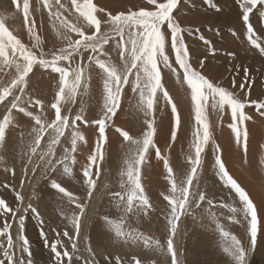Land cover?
Segmentation results:
<instances>
[{
    "label": "rangeland",
    "instance_id": "374dc122",
    "mask_svg": "<svg viewBox=\"0 0 264 264\" xmlns=\"http://www.w3.org/2000/svg\"><path fill=\"white\" fill-rule=\"evenodd\" d=\"M63 1H65V9L67 10L60 9L58 5H55V0H51L53 11L59 10L62 16L81 27L86 35L93 34L94 28L89 27L86 21L79 16L72 7L71 0H60V3L64 4ZM127 1L130 0H121L120 5L119 0H113L114 4L112 5V9L114 11L109 12L110 7H101L103 11H97L95 13L97 19L101 21V33H106L111 28L110 25L105 23L107 13L116 14L121 12V10L126 12L129 10L136 11L140 8H148L147 0H145L146 2H138L137 0ZM231 1L236 3L235 0ZM22 2L23 0L20 3L21 7ZM80 2H82V0H80ZM92 2L98 9H101L97 4V0H92ZM204 2H208V0H180L178 7L173 12L177 22L185 29L183 35L189 48L190 63L211 82L226 88L242 102H246L244 111L251 119L245 122L248 131L247 151L245 152L242 143L240 145L236 143L235 135L232 130H230L227 136L219 137L217 133L218 129L221 126H229L232 122L231 112L229 108L225 107L224 112L222 114L219 113L211 107L212 101L211 99L209 100L208 121L210 120L209 124L213 139L205 149L203 154V165L198 169V177L193 182V191L203 192L206 199L201 203L199 208L195 207V203H193L189 210L191 214L181 217L178 223V234L175 237V245L177 246L178 258L181 264H234V261L223 251L224 238L217 230L213 218L208 216V212L211 211L215 214V217L219 219L220 223L224 225L225 230L241 240L242 245L246 249L247 264H264V228L261 227L262 224L260 223L258 226L259 238L257 237V244L254 251L250 250V234L246 233L247 221L243 219V215L240 214L237 217V219L241 221L240 223H233L228 219L231 213L224 205H232L239 208L241 204L235 192L225 186L223 181L216 175L214 168L215 153L213 151L214 141L215 144L220 146L223 159L221 147L223 143L224 146L228 149L230 148L229 151L234 154V156L231 154L232 157L230 156L229 158L231 162H233L232 168L234 167L233 169L235 171H241L245 174L250 173L246 175L247 181L249 180L248 178H250L249 183L251 185V182H253V185L260 182L259 184H262L264 187V116H261L256 110L255 105L251 104V101H264V55L254 47L252 48L251 54V51H247V48L250 46L247 42L242 41V43L246 45L244 46L245 49L243 45H240V40H237L240 41V43H238L236 41L237 38L234 39L233 37L232 39V29L229 27L215 24V27H213V25L208 22L199 21L202 20V18H206L205 20L211 18L213 15L212 12L216 13L217 16L223 15V6L228 4V0H212L214 6L220 8V11L217 12L214 6L209 8L208 6L203 7L200 5L204 4ZM187 5H192V11L196 10V12L185 20L183 19L181 23L179 20V18H181L180 14H182L181 7H186ZM4 6H7L6 3ZM198 8L200 10H198ZM203 8L204 10H202ZM229 9L238 10L239 6ZM30 11L31 13L33 12L31 0ZM3 12L7 11L3 10ZM19 13L21 14V12ZM259 13L262 14L261 18H264V6H258L251 14L249 22L252 27L253 20ZM38 15L40 24L42 23L41 25L47 29L45 41L41 39L42 44L40 48L32 47L35 41L29 36L27 28L23 31L25 40H23L24 38L22 37L16 36L37 56H39L41 50H43L45 58L50 59L53 53L58 52L61 47H66L67 41L63 40L61 36H57L56 30L52 26V20L55 18H49L46 8H40ZM21 16L23 20V14ZM190 21L192 23L188 24L187 22ZM243 24L247 28L244 22ZM57 28H59L58 23ZM197 29L199 31H197ZM260 29L263 33L262 35L256 29H254V32L256 36L260 38L262 46H264V27L262 26ZM60 30L61 33L65 31L62 28H60ZM162 31L165 32L169 39V43L166 46V53L169 55L172 66L180 73V80L178 82L176 74H174L171 69L161 65L162 83L177 105V110L181 116V127L177 131L175 141L172 140L169 146L168 144L166 145L168 146L167 153H163L164 144L157 143L155 138L154 143L156 147L160 149V154H163L164 157L167 158L169 166L172 167L173 174L179 183L181 180L185 179L186 175L190 172L191 164L189 163L188 157L190 155L194 156V151L191 149L192 132L195 125L194 111L191 102V91L183 79V70L180 69L179 65L175 62V53L170 46V33L166 24L162 27ZM13 34L15 35V33ZM69 35H71L73 40L79 38L75 33H69ZM187 36L190 39L188 41ZM201 37L204 39L202 40ZM205 41H207V43ZM115 43L116 41L110 40L107 45H104V51L111 46L113 49L111 55L107 54L105 56H100V59L115 64L117 67H122L123 62L119 57L118 50H115ZM234 45L237 46L235 47ZM238 46L241 50L240 54L243 57L245 56L243 55L244 53H246V58L248 60L252 55L254 57V62L249 69L242 67V64L239 65L241 68L238 69L236 67L235 59L238 57L237 55L240 54L235 55L234 51L238 52L236 51V49L239 48ZM242 49L244 53H242ZM253 49H255V51ZM212 50H214V55L211 54ZM81 51L83 52V57L81 58L80 55L74 56L72 66L75 67L77 63H80L85 70H88V77H90L87 81L88 89L85 93L82 85L80 94L77 95L74 104L71 102L61 104V115L69 116V127L60 138V143L56 145V159L58 160L65 154V148L71 149V133L73 131L72 120H74L76 115L82 114L83 120L76 121V130L84 136V140L77 142V151L72 154L75 156L76 163L71 164L70 161L68 162L72 168V174L71 176L63 174V165L57 166L56 171H51L50 169L45 170L43 164H41L39 168H36L35 174H33V167L38 161L40 150H38L37 155L32 158V164L28 163V153L30 152V144L33 142L35 136V134L32 133V128L37 126L32 117L16 109H11L13 122L6 132L7 139L5 138L6 142H4V146L0 147V158H2L0 159V199L5 200L14 210L19 208L20 211L16 213L15 217H13L12 213H8L7 215L0 214V228L3 227L5 222H8L11 224L10 231L14 242L19 241V236L17 235L18 231L19 235L26 237L29 241L30 255L27 252L19 251L18 247L14 249L17 264H19L20 260L31 262V264H53L54 257L50 250V245L57 239L62 241V244L58 246V250H63L64 247H67L68 250L71 251V244L73 241L68 240L62 233L67 230L70 236L75 237V229L72 227L70 220L66 217H70L73 212L79 214V210L75 208L74 204L69 203L67 197H63V194H59L56 189L51 187V182L55 180L75 197H78L80 203L87 205L85 215L82 217L80 236L74 241L77 243L78 252L74 254L73 264H134L135 259H139L141 264H171V256L166 252V239L169 234L166 228V216L170 208L167 201L164 200V196L170 194L169 189L171 185L168 180L167 170L163 164L164 160L161 161L164 168H162L159 161L157 162L158 158L155 148L149 149L148 158L145 163L146 166H143L141 169V183H145L143 184V186L145 185V194H147L152 208L149 209L146 216L143 214L136 215L129 213L124 224V229L125 231H137L143 233L144 236L152 240H158L165 250L161 251L155 247H145L142 242L137 244L117 239L105 220L107 217L108 219L119 221L120 217L124 215L123 212L116 207V200L118 198H114L112 194L121 191L119 187L121 179L120 173L125 167L124 161L129 153L130 145L125 140L123 144L118 142L121 138V134L117 129L127 131L131 136L133 135L132 137L134 138H142L143 133L147 131V125L144 124L145 117L143 113L136 108L139 96L138 93H133L131 90L132 77H129V84L124 87L120 100V107L117 110L116 116L106 123L105 135L107 137V142L103 147L104 159L99 164L98 168H93V178L96 179L97 174L99 178L97 179V186L93 192L92 198L89 199L87 197V184L83 177V168L88 163V158L95 153V150L91 151V149L88 148L89 139L86 131L88 134H95L96 140L94 147L96 148V142L99 138V126L95 124L94 121L102 118L104 113V73L95 62L89 63L88 57L93 55L90 49L88 51H83V49H81ZM230 54H234V56ZM95 55H99V53ZM207 56L210 57L206 58L205 61H203V67H200V61ZM242 56H239V58H243ZM61 66H67V62H61ZM244 69L249 70V80L247 82L244 80ZM4 71V68H0V91H2L4 86L9 87L11 85V82L6 85V82L9 81L10 78L7 79L6 76H3V74H5ZM220 75L224 76L223 80H220ZM29 76H32L30 77L31 84L24 89V95L21 97V106L28 112H31L33 116H41V119L45 123H51L55 119V109L51 108V104L55 102L56 93L59 89V74L52 72L50 68L45 69L37 64L33 67V71ZM85 76L87 77L86 74ZM233 78L235 79V86H233L232 83ZM242 83L244 84L243 90L240 88ZM17 95H20L19 88L12 89V94L2 102V105L0 103V120L3 119L5 114H8V109L11 107L13 97ZM156 99L155 120L157 129L158 121H160L162 117V111H171V105L163 100L162 93L160 92L157 93ZM37 100L41 101L43 108L35 103ZM82 109L83 112H81ZM261 111H264V109ZM259 117L261 119H258ZM138 119H140L139 124ZM224 119H228L229 122ZM85 121H87V123H85ZM117 123H120V125ZM250 125L261 126L263 129L259 128L260 133L255 135ZM113 127L115 128L114 133L111 131ZM229 129L231 128L229 127ZM54 135L55 132L49 129L43 141H41L42 149H46V143H48ZM249 145L252 146L253 150L249 148ZM153 153L154 159L156 160L154 164L151 161L149 162V158L151 157L150 154L152 155ZM250 162H252V166L249 165ZM25 169H27V172H25ZM18 193L20 195L23 194V204L17 198ZM24 193L26 195H24ZM259 194L260 199L263 200L264 188ZM249 196L252 199L251 195ZM208 200L212 201L211 205L207 203ZM29 204L32 206L31 209L28 208ZM32 209L36 211L34 212ZM259 211L260 213L263 211L261 220ZM258 214V220L261 222L263 219L264 221V203L261 208L258 209ZM20 216L24 217L22 229L19 228ZM45 238L48 241L47 246L45 244ZM0 243L4 244L5 247L7 246L4 237H0ZM2 252L3 249H0V259L4 258ZM5 264H7V261Z\"/></svg>",
    "mask_w": 264,
    "mask_h": 264
},
{
    "label": "snow or ice",
    "instance_id": "6c2138e0",
    "mask_svg": "<svg viewBox=\"0 0 264 264\" xmlns=\"http://www.w3.org/2000/svg\"><path fill=\"white\" fill-rule=\"evenodd\" d=\"M41 2L44 8L48 9L49 18H55L52 20V26L56 30L57 36H61L63 40L67 41V45L66 47H61L58 52L53 53L50 59L45 58L43 50L37 56L21 39L9 30L5 23L7 18L0 16V64L8 67L14 66L16 73L15 78L11 80V85L4 87L0 91V103L12 94V89L19 88L20 91V95L13 97L8 114L4 115L3 119L0 120V147L4 146L6 132L13 122L11 109H16L32 117L37 126L32 128V133L35 136L30 144V152L28 153V163L32 164V158L40 150L38 161L33 167V174H35V169L39 168L41 164L44 165L45 170L50 169L51 171H56L57 166L63 165V174L71 176L72 168L68 162L70 161L71 164L76 163L75 156L72 154L77 151V142L84 140V136L76 130V121L83 120V115L78 114L72 120L71 149L65 148V154L57 160L56 145L60 143V138L69 127V116L61 115V104L68 102L74 104L77 95L80 94L82 85L85 93L87 92V81L90 77L85 76V69L80 63L73 67L72 62L76 55L83 57L81 49L83 51L90 49L93 55L88 57L89 63L95 62L104 73V113L102 118L94 121L99 126V138L96 142L95 153L88 158V163L83 168V177L87 184V197L91 199L99 178L98 174L96 179L93 178V168H98L104 159L103 147L107 142L105 135L106 123L116 116L124 87L129 84V77L134 74L135 78L132 81L131 90L133 93H138L139 100L136 108L145 117L144 124L147 125V131L143 133L142 138H134L127 131L117 129L123 139L130 145L129 153L124 161L125 167L120 173L119 187L121 191L112 194L114 198H118L116 207L124 215L120 217L119 221L111 220L107 217L105 220L117 239L137 244L142 242L145 247H155L161 251L165 250L158 240H152L137 231H125L124 229L129 213L146 216L149 209L152 208L141 183V169L147 161L149 149L155 148L157 158L164 160V167L167 170L168 180L171 185L170 194L164 196V200L167 201L170 208L166 216V228L169 233L166 239V252L171 256V264H181L178 258L177 246L175 245L178 223L182 216L191 214L189 210L193 203H195V207L199 208L206 199L203 192L193 191V182L198 177V169L203 165L205 149L209 142L212 141V132L208 121L209 100L211 99L212 101L211 107L221 114L224 112L225 107L230 109L232 122L229 127L235 135L236 143L238 145L242 143L245 152L247 151L248 142V131L245 122L251 119L244 111L246 102H242L226 88L211 82L190 63L189 48L183 35L185 29L180 26L173 15L180 0H147V4L152 6L151 8H140L136 11L129 10L127 12L121 11L116 14L108 13L105 23L110 25L111 28L106 33H101V21L95 15L97 11H103V9H98L92 0H82V2L80 0H71L72 7L79 16L86 21L89 27L94 28V33L91 35H86L81 27L62 16L59 10L53 11L51 0H41ZM208 3L211 5L212 0H208ZM236 3L239 5L242 20L247 25L248 43L264 55V46H262L260 38L256 36L249 22L253 11L258 6H264V0H236ZM13 4L17 12H22L27 32L35 41L32 47L40 48L42 40L35 31L36 22L31 16L30 0H23L22 7L19 0H13ZM55 5H58L60 9H65V5L60 3V0H55ZM215 11L219 12L220 8L215 7ZM57 23L59 28H57ZM165 24L170 33V46L175 53V62L183 70V79L191 91L195 120L191 141V149L194 151V156L190 155L188 157L191 169L186 178L179 183L173 174L172 167L169 166L167 158L161 156L160 149L154 143L156 135V97L158 92L162 93L163 100L171 105V112L175 117L174 130L171 134L173 141H175L177 131L181 127V116L177 110V105L162 83L161 65L171 69L176 74L177 81L179 82L180 80V74L172 66L169 55L166 53L169 39L165 32L162 31V27ZM60 28L65 31L61 33ZM197 31L199 30L197 29ZM69 33H75L79 38L73 40ZM201 39L203 40L204 38L201 37ZM110 40L116 41L115 50H118L119 57L123 62L122 67H117L115 64L100 59V56L107 55L104 51V45H107ZM205 42L207 43V41ZM96 53H99V55H95ZM211 54H215L214 50H212ZM61 62H67V66H61ZM203 63V60H201L200 67H203ZM37 64L45 69L50 68L52 72L59 74V89L56 93L55 102L51 104V108L55 109V119L51 123H45L41 116H33L31 112L21 106V97L24 95V89L28 84L27 78ZM244 80L246 82L249 80L247 69H244ZM232 83L235 86L234 78ZM240 88L241 90L244 89L243 83ZM35 103L43 108L41 101L37 100ZM251 104L255 105L261 116H264V111H261L264 109V101H251ZM81 112H83V109ZM49 129H52L55 135L48 142L46 149H41V141H43ZM213 151L215 153L214 168L216 175L223 181L225 186L235 192L241 204L239 208L232 205H224L231 213L228 219L233 223H240L241 221L237 217L240 214L243 215V219L247 221L246 233L250 234V250L254 251L257 244L258 226L260 225L257 205L254 204L249 194L237 180L229 174L222 159L221 148L214 141ZM25 172H27V169H25ZM51 187L63 194L64 197H67L69 203L74 204L75 208L79 210V214L73 212L70 217H66L75 229V237L70 236L67 230L62 233L68 240L73 241L71 251L67 247H64L63 250H58V246L62 244L59 239L50 245V250L54 257L53 264H73L74 254L78 252L77 243L74 241L80 236L82 217L85 215L87 205L80 203L78 197H75L55 180L51 182ZM17 198L21 203L23 202V196L19 193ZM207 203L211 205L212 201L208 200ZM28 208H32L31 204L28 205ZM19 211V208L14 210L5 200L0 199V214L7 215L12 213L13 217H15ZM32 211L35 212L36 210L32 209ZM208 216L213 218L217 230L224 238L223 251L225 254L234 261V264H247V253L241 240L225 230L224 225L220 223L214 213L209 211ZM19 221V228L22 229L24 217L20 216ZM10 229L11 224L8 222H5L3 227L0 228V237H4L7 244L5 247L4 244L0 243V249H3L2 255L4 257L0 259V264H5L6 261L7 264H17L14 255V249L17 247L19 251L31 254L28 239L19 235L18 231L19 241L14 242ZM45 244L46 246L48 245L46 238ZM19 264H25V262L20 260ZM28 264H31V262H28ZM134 264H141V261L135 259Z\"/></svg>",
    "mask_w": 264,
    "mask_h": 264
},
{
    "label": "bare ground",
    "instance_id": "6f19581e",
    "mask_svg": "<svg viewBox=\"0 0 264 264\" xmlns=\"http://www.w3.org/2000/svg\"><path fill=\"white\" fill-rule=\"evenodd\" d=\"M21 1L22 0H19V2L21 3ZM67 1V0H66ZM120 1V5H121V0H119ZM131 1V0H130ZM130 1H127V2H130ZM138 2H141V1H144V2H146L145 0H137ZM236 1V0H235ZM64 2V5H65V1H63ZM6 3V5L7 6H4V4ZM66 3H68V2H66ZM123 3V2H122ZM97 4L99 5V7L101 8V7H104V8H107V7H110V10H109V12H112V11H114L113 9H112V5L114 4L113 3V0H97ZM128 4H130V3H128ZM224 4V3H223ZM200 5H202L203 7H209V8H211V7H213V3L210 5L208 2H204V4H200ZM192 6V5H191ZM191 6H189V5H187L186 7L185 6H182L181 7V13L182 14H180V17L181 18H179V20H180V22L182 23V21H183V19L185 20L186 18H188L189 16H191V15H193V14H195V12H196V10L195 11H192L193 10V8L191 9ZM194 6V5H193ZM239 5L237 4V3H235V2H232L231 0H228V4H225L222 8H223V11H222V13H223V15H221V16H217L216 15V13H214V12H212V16H211V18H208L207 20H205L206 18H202V20H199V21H205V22H208L209 24H212L213 25V27H215L214 26V24L215 25H219V26H226V27H229L230 29H232V39H233V37H234V39L235 38H237L236 39V41L237 40H240L241 41V44L240 45H243V47L244 46H246L245 44H243L242 43V41H245V42H247L248 43V41H247V35H248V33H247V28L244 26V24H243V22H242V14H241V12H240V9H238V10H232V9H229V8H231V7H233V8H237ZM8 7V8H7ZM66 7V6H65ZM148 8H150V7H152V6H150V5H148L147 6ZM31 8H32V10H33V12L31 13V16H32V18L35 20V31H36V34L37 35H39L40 37H41V39L43 40V41H45V36H46V34H47V29H45L41 24H40V18H39V15H38V11H39V9L40 8H44V6H43V4H42V2H41V0H31ZM137 8H140V7H137ZM136 8V9H137ZM102 9V8H101ZM3 10H6L7 12H3ZM48 10V9H47ZM126 10V9H125ZM198 10H200L199 8H198ZM197 10V11H198ZM202 10H204V8L202 9ZM122 11V10H121ZM127 12V11H126ZM202 12V11H201ZM104 13V12H103ZM6 16H5V15ZM108 14V13H107ZM185 14V15H184ZM208 14V13H207ZM22 12H21V14L19 13V12H17V10H16V7H15V5L13 4V0H0V16H4V17H6L7 19L5 20V23H6V26L9 28V30L10 31H12L13 33H15V35H17L18 37H22V38H24L23 40H25V36L23 35V31H24V29L26 28V26H25V24H24V19L22 20L21 18H22ZM46 15V14H45ZM184 15V16H183ZM202 15V14H201ZM208 15H210V14H208ZM184 17V18H183ZM262 17V14L261 13H259V14H257L256 15V17L254 18V20H253V28L254 29H256L261 35L263 34L262 33V31H261V27L263 26L264 27V18H261ZM43 18H44V16H43ZM195 20V19H194ZM42 22V21H41ZM50 23V22H49ZM184 23V22H183ZM188 24L189 23H192L191 21L190 22H187ZM197 23H199V22H197ZM218 27V26H217ZM48 28H49V26H48ZM50 29V28H49ZM91 30V29H90ZM51 31V30H50ZM61 31V30H60ZM25 33V32H24ZM50 34V33H49ZM225 38V37H224ZM188 40H190L189 39V37L187 36V41ZM240 41H237L238 43H240ZM63 42V41H62ZM65 42V41H64ZM235 44H237L235 41H233ZM29 44V43H28ZM249 44V43H248ZM198 45V44H197ZM238 45V44H237ZM237 45H234L235 47L237 46ZM239 45V46H240ZM250 45V44H249ZM114 46V45H113ZM238 46V47H239ZM245 48V47H244ZM252 48H253V46H249L248 48H247V51H251L250 53L252 54ZM112 49H113V47L111 46V47H108L106 50H105V52L107 53V54H110L111 55V52H112ZM246 49V48H245ZM256 49V48H255ZM255 49H253L254 51H255ZM236 51H238V52H235L234 51V54L236 55V54H240V52H241V50H240V47L238 48V49H236ZM253 51V52H254ZM114 53V52H113ZM242 53H244L243 52V49H242ZM118 54V53H117ZM243 55H245L244 57L240 54V55H237L238 57L235 59V61H236V67L239 69V68H241L239 65H241L242 64V67H244V68H250V66L253 64V62H254V57H253V55H252V57L248 60L247 58H246V53H244ZM234 56V55H233ZM239 56H242L243 58H239ZM210 56H207V57H204V58H202V60L203 61H205V59L206 58H209ZM220 59V58H219ZM233 60H234V58H233ZM233 63V62H232ZM215 67V66H214ZM0 68L1 69H5V74H3V76H6V78L8 79V78H10L9 79V81H7L6 82V85L8 84V83H10L11 82V80L13 79V78H15V75H16V73H15V68H14V66H12V67H8V66H5V65H3V64H0ZM163 68V67H162ZM218 68V67H217ZM162 70H164V69H162ZM2 71V70H1ZM249 71V70H248ZM3 72V71H2ZM85 74L87 75V77H88V70L86 69L85 70ZM180 74V73H179ZM30 77H32V76H28V78H27V81H28V84H27V87L28 86H30V84H31V78ZM132 77V79L134 80V78H135V76H134V74H133V76H131ZM5 78V77H4ZM219 78H220V80L222 79L223 80V78H224V76L223 75H220L219 76ZM4 80V79H3ZM6 81V80H5ZM5 81H4V83H5ZM1 82H3V81H1ZM3 84V83H2ZM251 85V84H250ZM4 87H6V86H4ZM26 87V88H27ZM237 87V86H236ZM25 88V89H26ZM17 92V91H16ZM240 93V92H239ZM1 105H2V103H1ZM2 107V106H1ZM26 107V106H25ZM8 108V107H7ZM4 109H6V108H4ZM2 111V110H1ZM4 111V110H3ZM6 112V111H5ZM226 113V112H225ZM18 114V113H17ZM156 114V113H155ZM6 115V114H5ZM19 115V114H18ZM162 117H161V119H160V121H158L159 123H158V128L156 129L157 131V134L155 135V140L157 141V143H159V144H164V148H163V153H167L168 151V146L171 144V142H172V137H171V134H172V131H173V127H174V124H175V117H174V115L172 114V112L171 111H162ZM222 118V117H221ZM258 119H261L260 117L258 118ZM225 120V119H224ZM210 121V120H209ZM225 121H227V122H229V120L228 119H226ZM139 122H140V119H138V124H139ZM214 122V121H213ZM117 124H119L120 125V123H117ZM82 125V124H81ZM80 126V125H79ZM108 126V125H107ZM251 126V125H250ZM264 126V125H263ZM251 128H252V131H253V134H255V135H258L259 133H260V129L259 128H261V126H256V125H253V126H251ZM227 129V130H226ZM261 129H263V127L261 128ZM216 130V129H215ZM230 130L231 129H229V126H221L219 129H218V135H219V137H223V136H227V134H229V132H230ZM264 130V129H263ZM111 131L114 133L115 132V128L113 127V130L111 129ZM12 132V131H11ZM262 132V131H261ZM96 133V132H95ZM111 133V132H110ZM131 133V132H130ZM86 134H87V136H88V139H89V146H88V148L89 149H91V151L92 150H95V147H94V144H95V140H96V138H95V134H88L87 133V131H86ZM133 136V135H132ZM252 138H254V137H252ZM7 139V138H6ZM213 139V138H212ZM120 140H122V141H120ZM154 140V141H155ZM6 142V141H5ZM118 142H120V143H122L123 144V142H124V139H123V137H122V135H121V138L118 140ZM48 143H46V145H47ZM168 144V146H166ZM229 144H231V143H229ZM253 144V143H252ZM254 145V144H253ZM221 147H222V154H223V161L225 162V166H226V169L228 170V172H229V174L233 177V178H235L236 180H237V182L241 185V187H243L244 189H245V191L249 194V195H251V197H252V200H253V202L257 205V208L259 209V208H261V206H262V204L264 203V202H262V201H264V199L263 200H261L260 199V192L262 191V189L264 188L263 187V185L262 184H259L260 182H257L256 183V185H253V182H251L252 183V185L249 183L250 182V178H248L249 180L247 181V175L246 174H250V173H244V172H241V171H235L233 168H232V163L233 162H231V159H229L230 158V156H231V154L234 156V154L233 153H231V151H229V149L227 148V147H225L224 146V144L222 143L221 144ZM249 148L251 149V150H253V148H252V146H250L249 145ZM42 149V148H41ZM1 150H4V149H1ZM6 150V149H5ZM14 150H16V149H14ZM86 150V149H85ZM231 150H232V148H231ZM13 151V150H12ZM19 151V150H18ZM14 154H16V153H14ZM13 154V155H14ZM249 154V153H248ZM5 156V155H4ZM8 156V155H7ZM82 156V155H81ZM150 158H149V162L151 161V162H153V164L155 163V159H154V153L151 155L150 154ZM161 156H163L164 157V155L162 154ZM232 157V156H231ZM22 158V157H21ZM148 158V157H147ZM252 158H254V157H252ZM82 159V158H81ZM248 159V158H247ZM250 159V158H249ZM20 160V159H19ZM23 160H24V158H23ZM163 159H159L158 158V160H157V162L159 161L160 163H161V161H162ZM233 160V159H232ZM86 161V160H85ZM249 161V160H248ZM251 161V160H250ZM84 162V161H83ZM156 162V163H157ZM159 164V163H158ZM164 164V163H163ZM161 165H162V163H161ZM160 165V166H161ZM249 165H251L252 166V162H250L249 163ZM144 166H146V164L144 165ZM154 167V166H153ZM159 167V166H158ZM143 168V167H142ZM146 168V167H145ZM159 168H161V167H159ZM162 168H164L163 167V165H162ZM156 170V169H155ZM241 170V169H240ZM244 171V170H243ZM143 172H145V171H143ZM142 172V173H143ZM147 173V172H146ZM154 173V172H153ZM156 173V172H155ZM262 173V172H261ZM144 174V173H143ZM148 175V174H147ZM142 180V179H141ZM214 181V180H213ZM254 181V180H253ZM215 182V181H214ZM153 183V182H152ZM142 184H145L144 182H142ZM148 184V183H147ZM145 186V185H144ZM148 186V185H147ZM217 186V185H216ZM23 187H25V186H23ZM27 187V186H26ZM148 188V187H147ZM27 189V188H26ZM222 189V188H221ZM11 190V189H10ZM121 190V189H120ZM43 193V192H42ZM53 193V192H52ZM60 194V193H59ZM23 195V194H22ZM24 195H26L25 193H24ZM147 195V194H146ZM45 196V195H44ZM43 196V197H44ZM47 196V195H46ZM52 196H53V194H52ZM64 197V196H63ZM250 197V196H249ZM60 198H61V195H60ZM263 198V197H262ZM46 199V198H45ZM65 199V198H64ZM97 200V199H96ZM60 202V201H59ZM22 204H23V202H22ZM259 213H260V211H259ZM261 215H260V220H261V216H263V211H261V213H260ZM259 215V214H258ZM259 217V216H258ZM262 225H261V227L262 228H264V221H263V219H262V221L260 222ZM27 227H28V225H27ZM264 230V229H263ZM259 238V237H258ZM260 240H262V239H260ZM26 262V264L28 263V261H25Z\"/></svg>",
    "mask_w": 264,
    "mask_h": 264
}]
</instances>
